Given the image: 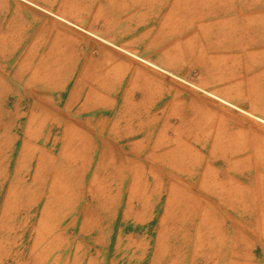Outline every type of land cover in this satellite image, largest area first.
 <instances>
[{
    "label": "rangeland",
    "instance_id": "374dc122",
    "mask_svg": "<svg viewBox=\"0 0 264 264\" xmlns=\"http://www.w3.org/2000/svg\"><path fill=\"white\" fill-rule=\"evenodd\" d=\"M16 2L0 0L5 72L31 48L33 28L18 17L44 12ZM229 3L231 13L261 16L228 37L244 47L243 68L192 77L221 82L240 72L251 98L243 110L193 88L197 95L170 110L167 101H128L109 132L113 115L66 116L63 101L14 93L6 73L0 264H264V121L254 115L264 113V92L252 99L260 62L264 77V0ZM207 234L218 239L206 244Z\"/></svg>",
    "mask_w": 264,
    "mask_h": 264
},
{
    "label": "crops",
    "instance_id": "0c3cea01",
    "mask_svg": "<svg viewBox=\"0 0 264 264\" xmlns=\"http://www.w3.org/2000/svg\"><path fill=\"white\" fill-rule=\"evenodd\" d=\"M21 1L44 12L33 10L25 18L18 17L33 28L31 48L9 72L0 64V82L7 73L14 93L21 88L33 100L63 101L66 116L113 115L108 131L114 132L128 101H167L165 111L197 95L193 88L241 110L245 106L239 103L251 99L244 96L248 93L245 83L236 80L240 72L221 82L192 77L193 70L214 75L211 70L215 68H243L240 52L244 47L229 43L228 37L244 27L247 17L261 16L231 13L230 0ZM22 2L15 7L25 5ZM7 30L9 26L5 34ZM213 38H222L223 44L210 46ZM199 43L206 48H199ZM5 59L0 56V62ZM257 68L253 74L257 96L252 99L261 100V62ZM254 112L264 121V113L256 108ZM148 117V125L158 124L156 116Z\"/></svg>",
    "mask_w": 264,
    "mask_h": 264
},
{
    "label": "bare ground",
    "instance_id": "6f19581e",
    "mask_svg": "<svg viewBox=\"0 0 264 264\" xmlns=\"http://www.w3.org/2000/svg\"><path fill=\"white\" fill-rule=\"evenodd\" d=\"M237 150H234L233 152H231L232 154L233 153H235ZM237 153V152H236ZM195 164V163H194ZM57 178V177H56ZM63 182V181H62ZM54 185V184H53ZM184 187V186H183ZM66 190V189H65ZM241 191V190H240ZM234 197V196H233ZM236 198V197H235ZM52 199V198H51ZM228 199V198H227ZM240 199V198H239ZM106 200V199H105ZM49 201H51L52 202V200H49ZM185 201V200H184ZM229 201V200H228ZM179 202V201H178ZM54 203H55V201H54ZM65 203V202H64ZM181 204V203H180ZM63 205V204H62ZM200 209H201V207H200ZM185 210V209H184ZM186 210H187V208H186ZM219 217V216H218ZM201 220H203L202 218H201ZM219 223V222H218ZM210 224V223H209ZM212 226V225H211ZM208 227H210V225L208 226ZM215 227H217V226H215ZM222 227V226H221ZM222 229V228H221ZM223 231V230H222ZM219 233V232H218ZM209 234H210V232H209ZM221 235V234H220ZM218 236V235H217ZM203 238V237H202ZM205 238L207 239V243L206 244H212L213 243V239H215L214 240V242L218 239V237H213V236H209L208 234H207V236H205ZM202 240V239H201ZM200 240V241H201ZM221 240V239H220ZM204 241H205V239H204ZM219 242V241H218ZM205 244V245H206ZM209 264V263H208Z\"/></svg>",
    "mask_w": 264,
    "mask_h": 264
}]
</instances>
